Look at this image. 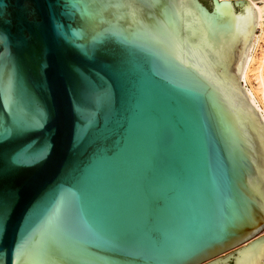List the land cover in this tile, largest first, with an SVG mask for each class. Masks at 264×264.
Listing matches in <instances>:
<instances>
[{
    "label": "water",
    "instance_id": "obj_1",
    "mask_svg": "<svg viewBox=\"0 0 264 264\" xmlns=\"http://www.w3.org/2000/svg\"><path fill=\"white\" fill-rule=\"evenodd\" d=\"M209 1L0 0V264H264L257 11Z\"/></svg>",
    "mask_w": 264,
    "mask_h": 264
},
{
    "label": "bare ground",
    "instance_id": "obj_2",
    "mask_svg": "<svg viewBox=\"0 0 264 264\" xmlns=\"http://www.w3.org/2000/svg\"><path fill=\"white\" fill-rule=\"evenodd\" d=\"M253 7L257 11V25L256 29L248 50L247 58L244 63L243 69L240 75V85L243 89L245 95L251 99L257 109L258 115L264 120V56L261 60V63L254 69V65H256V49L258 47V43L260 41V34H258V29L263 28L264 24V0H249ZM256 71L257 73V81H259V88H253L250 86V75L252 71ZM258 92H260L258 94ZM264 261V259H261Z\"/></svg>",
    "mask_w": 264,
    "mask_h": 264
},
{
    "label": "rangeland",
    "instance_id": "obj_3",
    "mask_svg": "<svg viewBox=\"0 0 264 264\" xmlns=\"http://www.w3.org/2000/svg\"><path fill=\"white\" fill-rule=\"evenodd\" d=\"M205 2H207L210 5V1L209 0H205ZM257 33L260 34L261 36H260V41L258 43V47H257L256 53H255L256 54V65H254V67H253L254 69L261 63V60H262V58L264 56V26H263L262 29H260V30L258 29ZM256 71H254V70L252 71V74L250 75L249 84H250L251 87L253 86L254 88L256 87V89H257V87L259 88V81H257L258 79H257ZM259 93L260 92H258V94Z\"/></svg>",
    "mask_w": 264,
    "mask_h": 264
},
{
    "label": "flooded vegetation",
    "instance_id": "obj_4",
    "mask_svg": "<svg viewBox=\"0 0 264 264\" xmlns=\"http://www.w3.org/2000/svg\"><path fill=\"white\" fill-rule=\"evenodd\" d=\"M205 2V0H203ZM208 6H210L207 2H205Z\"/></svg>",
    "mask_w": 264,
    "mask_h": 264
}]
</instances>
